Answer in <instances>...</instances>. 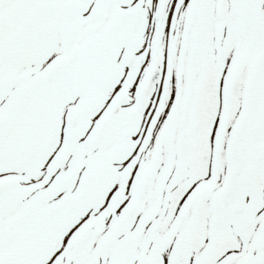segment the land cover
Returning <instances> with one entry per match:
<instances>
[{"label": "snow or ice", "instance_id": "6c2138e0", "mask_svg": "<svg viewBox=\"0 0 264 264\" xmlns=\"http://www.w3.org/2000/svg\"><path fill=\"white\" fill-rule=\"evenodd\" d=\"M0 264H264V0H0Z\"/></svg>", "mask_w": 264, "mask_h": 264}]
</instances>
